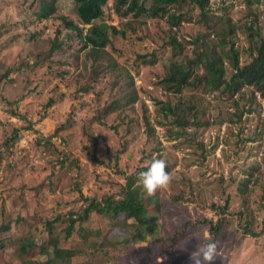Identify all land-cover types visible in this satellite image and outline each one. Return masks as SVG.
Returning a JSON list of instances; mask_svg holds the SVG:
<instances>
[{"label": "rangeland", "instance_id": "374dc122", "mask_svg": "<svg viewBox=\"0 0 264 264\" xmlns=\"http://www.w3.org/2000/svg\"><path fill=\"white\" fill-rule=\"evenodd\" d=\"M32 1L0 0V72L10 70L0 82V224L10 223L8 236L16 240L28 233L37 234L41 241L48 239L45 220L65 217L69 210L80 208V192L96 199L108 193L119 195L125 177L159 154L172 166L171 182L153 196L143 193L147 206L158 212L148 237L178 232L175 251L180 264H191L189 256L196 244L210 234L202 220L216 221L217 206L224 204L228 194L233 206H240L238 182L252 164H259L260 171L250 204L257 212L258 230L264 228L260 224L264 220V99L257 94L259 104L251 106L247 94L236 105L219 91L187 89L181 96L199 113L205 112L202 120L214 123L206 128L189 125L180 137L171 136L172 117L168 119L162 104L157 103L175 99L159 83L169 72L170 35L177 37L185 54H191L194 38L204 30L213 44L226 36L240 49L241 63H247L245 28L255 15L264 25V3L210 0L207 23L194 19L178 28L170 27L165 18L120 17L107 7V22L125 30V35H112L111 43L95 59L77 31L64 23L65 18L72 20L84 32L90 26L81 23L74 0H58L54 13L45 19L34 14L37 6L31 8ZM55 40L61 47L51 54ZM150 57H156L157 63L143 62ZM93 68L98 70L96 75ZM120 92H134L136 101L103 115L101 121L94 119ZM50 98L55 102L46 109ZM12 107L27 111L34 129H23L20 138L6 146L13 129L26 124L8 112ZM44 114L47 116L40 120ZM68 117L70 127L62 128ZM147 118L158 141L155 137L148 140ZM18 218L22 219L18 222ZM92 219L91 226L100 225L102 233L109 232L102 235L109 254L99 251L74 257L67 264L83 263L87 257L91 264H146L142 255L137 261L122 247L110 248L114 244L111 236L120 237L128 228L114 226L110 217L93 215ZM230 220L219 255L211 264H264V232L252 237L242 232L237 218ZM16 243L6 252L0 251V260L23 264ZM143 244L137 242L130 250L139 254ZM161 251L153 252L151 264H178L173 255L165 257ZM114 254L120 255L119 260L110 259Z\"/></svg>", "mask_w": 264, "mask_h": 264}, {"label": "trees", "instance_id": "16d2710c", "mask_svg": "<svg viewBox=\"0 0 264 264\" xmlns=\"http://www.w3.org/2000/svg\"><path fill=\"white\" fill-rule=\"evenodd\" d=\"M57 1L33 0L30 7L37 6L34 14L39 19H45L54 13L57 8ZM74 2L81 23L90 26L84 32L79 24L72 20L65 18L64 23L69 30L77 31L84 41V46L90 48V54L92 53L95 59H98L101 50H104L111 43L112 35L118 33L125 35V30H120L107 22V7L113 9L120 17L131 15L133 18H141L142 16L165 18L170 27L177 28L182 22L194 21V19L198 23H207L210 13V0H74ZM110 2L112 3L111 7H109ZM248 3H264V0H248ZM262 28L264 25L260 23L258 15H255L251 24L245 28L249 41L248 52L250 57L247 63H241L240 49L235 47L233 42L228 41L226 36L219 38V44H213L210 35L204 30L194 38L191 54H185L177 37L169 36L168 44L172 47L173 54L169 63V72L159 83L163 90L173 93L175 99L174 101H158L157 103L162 104L161 111L168 119L170 116L172 117L174 126L168 128L172 137L184 135L185 128L189 125H194L196 128H206L214 123L210 119V121L202 120L201 114L205 112L199 113L195 105L189 104L181 96L187 89H201L206 93L219 91L222 97L233 100L236 105H238L239 100H245L247 94H249L247 99L251 106L259 104L257 94L264 99V31ZM215 32L219 33L218 29H215ZM230 32L232 33V29ZM60 47L61 42L55 40L50 53L59 51ZM157 61L156 57L143 60L144 63L150 65H154ZM200 68L203 69L202 73L198 72ZM9 71L0 72V82L7 78ZM97 71L93 68L92 74L96 75ZM81 89L87 90L86 88ZM133 93L122 94L120 92L112 102L103 106L101 113L97 114L94 119L101 121V118L105 117L103 115L112 110L114 112L134 103L136 98L133 97ZM236 96L238 98L235 99ZM54 102L55 99L50 98L46 102L45 108L51 107ZM7 103L12 104V102ZM8 112L22 118L26 124L13 129L12 134L5 141L6 146L17 141L23 129H34V121L28 116L27 111L22 113L17 108L12 107ZM46 116L47 114H44L40 120ZM70 119L68 117L61 127H70ZM146 123L148 126L147 137L148 140H151L155 137L154 127L151 126L148 118ZM58 131L59 129L56 130V132ZM48 140L49 137L46 138V141ZM155 140L158 141L156 137ZM125 149L126 147L123 148V150ZM156 158L161 159V155H157ZM66 161L64 163H67ZM95 161L101 162L97 158ZM148 165L150 163L138 167L135 172L125 177V183L122 184L119 195L108 193L96 199L80 192V200L82 201L80 208L69 210L65 217L59 215L53 219L45 220L46 227L50 229L48 239L41 241L37 234L26 233L25 235H18L14 240L13 236H8L10 223L2 221L0 224V251L6 252L11 248V244L16 241L18 259L23 264H67L68 261L72 263L74 257L95 255L99 251L108 255L110 249L107 248L108 246H103L105 242L102 235L109 234V232L102 233L100 225L94 227V225L89 224L93 220V215H102L110 217L114 226L123 229L128 228V232L120 237H117L116 234L111 236L114 239V244H109L110 248L119 249L122 247V249L129 251V257H135L134 260L142 255L141 258L146 264H151L155 260L153 252L161 249L163 256L173 255L175 262L180 264L181 260L178 259L175 251L178 232L171 235L156 236L150 240L148 237L150 229L154 227V220L158 217V212L147 206L144 192L137 183L139 173L146 171ZM171 170L172 166L167 164L166 171L170 174ZM259 171V164L250 165L245 171V176L238 182L239 207L233 206L232 197L228 194L224 204L217 206L216 211L219 218L216 221L207 218L202 220L204 224H208L210 235L218 242V249L221 247L222 239L225 238L226 230L231 223L230 218L233 216L237 218L238 226L241 227L243 233L257 237L264 232V228L258 230L257 212L250 204V197L254 193L253 190L258 181L256 175ZM175 199L180 198L176 197ZM21 219L18 218L17 221L19 222ZM261 223H264V220ZM185 225L190 226L188 222ZM68 242L71 246L66 245ZM137 242H144L145 244L139 246V254H134L130 248L136 247ZM110 257L111 260H119L120 255L118 257L117 254H114ZM166 263L167 261L164 264ZM0 264L11 263L0 260ZM79 264H91V260L87 257L83 263ZM111 264L117 263L112 262Z\"/></svg>", "mask_w": 264, "mask_h": 264}, {"label": "clouds", "instance_id": "9594fccd", "mask_svg": "<svg viewBox=\"0 0 264 264\" xmlns=\"http://www.w3.org/2000/svg\"><path fill=\"white\" fill-rule=\"evenodd\" d=\"M166 168L164 159L154 158L147 166V170L139 173L137 183L148 196H153L157 190L169 186L171 176ZM217 255H219L218 242L208 234L196 244L195 251L190 254L189 260L191 264H211Z\"/></svg>", "mask_w": 264, "mask_h": 264}]
</instances>
